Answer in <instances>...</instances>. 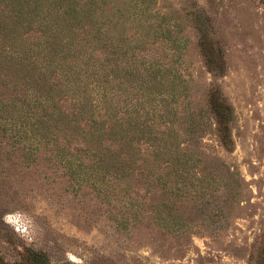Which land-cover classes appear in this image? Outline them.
Instances as JSON below:
<instances>
[{
  "label": "rangeland",
  "instance_id": "1",
  "mask_svg": "<svg viewBox=\"0 0 264 264\" xmlns=\"http://www.w3.org/2000/svg\"><path fill=\"white\" fill-rule=\"evenodd\" d=\"M0 264H264V0H0Z\"/></svg>",
  "mask_w": 264,
  "mask_h": 264
},
{
  "label": "trees",
  "instance_id": "2",
  "mask_svg": "<svg viewBox=\"0 0 264 264\" xmlns=\"http://www.w3.org/2000/svg\"><path fill=\"white\" fill-rule=\"evenodd\" d=\"M14 2H18V0H14ZM11 12V11H9ZM14 12V11H13ZM12 13V12H11ZM63 15L66 16H70L71 12L69 9H65L63 12ZM49 28H51L52 30L56 31V27L54 23H46ZM201 39V47L203 50V54L205 56V62L206 65L208 67L209 70L213 71L216 74H224L225 72V68H224V63L222 60V57L219 56L218 54H215L216 52L213 51L212 48H210L207 45V35H205L204 33H201L200 36ZM55 42V40L50 39L49 43L52 45ZM43 45V43H42ZM216 51H218L216 49ZM50 52H52L54 55L57 54V49H55L54 47H50ZM12 53L15 54L14 58L10 57L11 63H17L16 59H19L21 61H25L27 63V66L32 65V68H34L35 64L38 61H41V69L45 72V70H47L49 68V64L52 63L53 67H58L59 66V74H63V78L66 80V84H69V87H73L74 88V92L76 96L80 97V92L79 90L81 89V87H84V89L86 91H90L88 89V84L89 82H86L85 80V75H83L84 73L80 74L77 69L73 68L72 65L73 64H69L67 62H65L66 56H62V57H58L57 60H52V59H48L47 56L45 55L43 57V55H38L33 54L34 59L32 60V55H30L29 57H27V51H17V50H13L12 49ZM218 55V56H217ZM58 60H62L64 64H68L69 67L66 69H63L62 65L59 64ZM83 61V60H82ZM90 62V61H89ZM62 63V62H61ZM82 66L88 67L89 64L86 63V61H83ZM100 67H96V71L93 73V75L90 76V79L92 80L91 83L92 85L95 87V89L97 90V81L100 79ZM90 75V74H89ZM88 76V75H86ZM74 79V82L71 81V79ZM85 80V81H84ZM84 90V91H85ZM98 93L103 95V88H99ZM95 91H92V93H94ZM79 112L80 114H85L87 110L86 109V104L84 103V95L81 97L80 101H79ZM209 105L210 108L212 110V112L214 113L217 123H218V133H219V137L220 140L223 144V146L227 149V150H231L232 148V140H231V134H230V129H229V122L231 120V110H230V106L223 100V98L221 97V95L219 94V92L216 91H212L210 94V100H209ZM79 112L77 113V115H79ZM92 124L94 126H100L101 127V120H99V123H97V120H93ZM92 151V150H91ZM92 156L95 157V159L97 160H102L103 156L100 153V151H92Z\"/></svg>",
  "mask_w": 264,
  "mask_h": 264
}]
</instances>
